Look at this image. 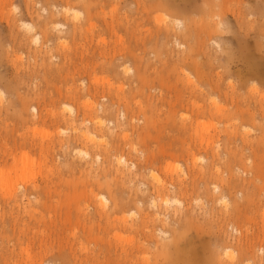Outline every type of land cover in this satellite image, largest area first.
Segmentation results:
<instances>
[{"label": "rangeland", "instance_id": "rangeland-1", "mask_svg": "<svg viewBox=\"0 0 264 264\" xmlns=\"http://www.w3.org/2000/svg\"><path fill=\"white\" fill-rule=\"evenodd\" d=\"M263 108L264 0H0V264H264ZM97 111L105 133L86 140ZM117 149L142 181L114 172ZM153 171L186 182L183 205H149ZM225 219L246 242L227 239Z\"/></svg>", "mask_w": 264, "mask_h": 264}, {"label": "bare ground", "instance_id": "bare-ground-1", "mask_svg": "<svg viewBox=\"0 0 264 264\" xmlns=\"http://www.w3.org/2000/svg\"><path fill=\"white\" fill-rule=\"evenodd\" d=\"M145 6H146V5H145ZM57 11H58V10H57ZM62 11H63V13H67V12H69V9L67 10V8H65V10H62ZM75 12H76V11H75ZM122 18H123V17H122ZM79 19H80V18H79ZM123 19H124V18H123ZM112 20H113V19H112ZM112 20H111V21H112ZM158 20H159V19H158ZM176 21H177V22H176L177 25H179V24L181 23L180 20H176ZM120 22H121V21H120ZM168 22H169V21H168ZM174 22H175V21H174ZM26 23H27V22H26ZM47 23H48V22H47ZM73 23H74V22H73ZM127 23H128V22H127ZM133 23H134V22H133ZM141 23H142V22H141ZM169 23H170V22H169ZM137 24H138V23H137ZM159 24H160V23H159ZM163 24H164V23H163ZM89 25H90V24H89ZM114 25H115V24H114ZM133 25H134V24H133ZM138 25H139V24H138ZM165 25H166V24H165ZM165 25H164V26H165ZM180 25H181V24H180ZM27 26H28L29 29L33 28V25H29L28 23H27ZM46 26H47V24H46ZM58 26L61 27V26H63V25H62V24H58ZM74 26H75V25H73L72 27H74ZM79 26H80V25H79ZM79 26H76V27H79ZM81 26H82V25H81ZM92 26H93V25H92ZM92 26L90 25L89 27H92ZM110 26H111V25H110ZM116 26H117V25H116ZM48 27H49V26H48ZM76 27H74V28H76ZM126 27H127V26H126ZM166 27H167V26H166ZM79 28H82V27H79ZM115 28H116V27H115ZM131 28H137V26H136V27H133V26H132ZM182 28H183V27H182ZM33 29H34V28H33ZM47 29H48V28H47ZM138 29H139V28H138ZM141 29H142V28H141ZM165 29H167V28H164V29H161V30L164 31ZM168 29H169V28H168ZM178 29H179V28H178ZM78 30H79V29H78ZM134 30H135V29H134ZM150 30H151V29H150ZM157 30H158V29H157ZM172 30H173V29H172ZM43 31H44V29H43ZM45 31H47V30H45ZM74 31H77V30L75 29ZM79 31H81V29H80ZM165 31H166V30H165ZM142 32H143V31H142ZM166 32H167V31H166ZM166 32H165L164 34L167 35ZM168 32H169V31H168ZM76 33H77V32H76ZM158 33H159V32H158ZM160 33H161V31H160ZM162 33H163V32H162ZM169 33L171 34V32H169ZM134 34H135V33H134ZM138 34H139V33H138ZM141 34H142V33H141ZM150 35H151V34H150ZM162 35H163V34H162ZM204 35H205V34H204ZM39 36H40V34L35 36V40H36V41L39 40ZM144 36H146V33H145ZM160 36H161V34H160ZM164 36H165V35H164ZM168 36H170V35H168ZM150 38H151V37H150ZM165 38H166V37H165ZM214 44H215V43H214ZM142 45H143V43H142ZM82 46H83V45H82ZM186 47H187V46H186ZM186 47H185V48H186ZM169 48H170V47H169ZM185 48H184V49H185ZM176 49H177V48H176ZM186 49H187V48H186ZM129 51H130V49H129ZM208 51H209V50H208ZM216 53H217V52H216ZM173 55H174V54H173ZM216 55H217V54H216ZM105 57H106V56H105ZM120 59H121V58H120ZM165 61H166V60H165ZM177 62H178V61H177ZM121 66H122V65H121ZM163 66H164V65H163ZM124 67L127 68L126 65L123 66V68H124ZM125 68H124V69H125ZM128 68H129V67H128ZM128 68H127V69H128ZM124 69H123V70H124ZM213 69H214V68H213ZM143 70H144V69H143ZM154 70H157V69L155 68ZM170 70H171V69H170ZM128 71H129V70H128ZM130 71H131V69H130ZM124 72H126V71H124ZM154 72H155V71H154ZM131 73H132V72H131ZM163 73H164V72H163ZM183 73H184V71H183ZM187 73L189 74V72H186V73H184V74H187ZM96 74H97V73H96ZM129 74H130V72H129ZM139 74L142 75L141 73H139ZM154 74H155V73H154ZM188 74H187V77H190V78H191V76H190L191 74H190L189 76H188ZM158 75H159V74H158ZM109 76H110V75H109ZM142 76H143V75H142ZM182 76L184 77V75H182ZM185 76H186V75H185ZM138 77H140V76H138ZM183 77H181V79H182ZM100 78L102 79L101 76H100ZM109 78H110V77H109ZM184 78H186V77H184ZM98 79H99V78H98ZM140 79H142V77H141ZM96 80H97V79H96ZM107 80H108V79H107ZM119 80H121V79H119ZM187 80H188V78H187ZM187 80H186V81H187ZM191 80H192V79H191ZM191 80H190V81H191ZM99 81H100V80H99ZM99 81H98V82H99ZM109 81H110V80H109ZM138 81H139V80H138ZM181 81H182V80H181ZM186 81H185V82H186ZM188 81H189V80H188ZM192 81H193V80H192ZM106 82H107V81H106ZM113 82H114V81H113ZM116 82H117V80H116ZM195 82H196V81H195ZM124 83H125V82H124ZM124 83H123V84H124ZM142 83H144V82H142ZM189 83H190V82H189ZM192 83H193V82H192ZM196 83H197V82H196ZM108 84H109V83H108ZM108 84H107V85H108ZM193 84H194V83H193ZM193 84H192V86H193L192 88L195 89L194 87H195V86L197 87V85L194 84V85H195V86H194ZM85 85H86V84H85ZM107 85H106V86H107ZM109 85H110V84H109ZM109 85H108V86H109ZM111 85L113 86V84H111ZM114 85H115V86H116V85L118 86V83H117V84L114 83ZM121 85H122V84H121ZM142 85H143V84H142ZM146 85H147V83H146ZM146 85H145V86H146ZM149 86H150V85H149ZM188 86H189V88H191L190 85H188ZM110 87H111V86H110ZM123 87H124V86H123ZM134 87H135V86H134ZM146 87H147V86H146ZM115 88H116V87H115ZM115 88H114L115 91H114V90H113V91H114V92L116 93V95H117V94H118L117 91H119V90H117V88H116V89H115ZM198 88H199V87H198ZM90 89H91V88H90ZM111 89H112V87H111ZM120 89H121V88H120ZM185 89H186V88H185ZM82 90H83V89H82ZM108 90H110V88H108ZM116 90H117V91H116ZM123 90H124V89H123ZM123 90H122V91H123ZM197 90H199V89L196 88V91H197ZM98 91H99V90H98ZM122 91H121V92H122ZM193 91H194V90H193ZM193 91H192V93H193ZM200 91H201V90H200ZM77 92H78V91H77ZM90 92H91V90H90ZM119 92H120V91H119ZM70 93H71V92H70ZM87 93H88V92H87ZM109 93H110V92H109ZM109 93H108V94H109ZM112 93H113V92H112ZM123 93H124V92H123ZM205 93H207V92H205ZM72 94L74 95L75 93H72ZM77 94H78V93H77ZM79 94H81V93H79ZM120 94H121V93H120ZM125 94H126V93H125ZM127 94H129V93H127ZM132 94H133V93H132ZM199 94H200V93H199ZM86 95H87V94H86ZM105 95H106V94H105ZM111 95H112V94H111ZM111 95H110V96H111ZM122 95H123V94H122ZM122 95H121V96H122ZM178 95H179V94H178ZM79 96H80V95H79ZM79 96H78L77 99H79ZM106 96H108V95H106ZM117 96H118V95H117ZM123 96H124V95H123ZM123 96H122V97H123ZM125 96H126V95H125ZM125 96H124V97H125ZM129 96H130V95H129ZM185 96H186V95H185ZM67 97H68V96H67ZM124 97L121 98V99H125V98H126V97H125V98H124ZM130 97H131V96H130ZM159 97H160V96H159ZM89 98H90V97H89ZM114 98H115V97H114ZM189 98H190V97H189ZM233 98H234V97H233ZM80 99H81V97H80ZM108 99H109V98H107V100H108ZM117 99L119 100L120 97H118ZM82 100H83V99H82ZM111 100H112V99H111ZM111 100H109L110 104H111ZM128 100H130V98H128ZM138 100H140V99H138ZM214 100H215V99H214V97H213V102H214ZM146 101H147V100H146ZM175 101H176V100H175ZM188 101H189V99H188ZM188 101H187V102H188ZM216 101H217V100H215V102H216ZM79 102H80V101H79ZM83 102L85 103L86 100L83 101ZM83 102H82V103H83ZM109 102H108V103H109ZM123 102H124V100H123ZM129 102H130V101H129ZM129 102H128V103H129ZM168 102H169V101H168ZM191 102H192V101H191ZM213 102H212V103H213ZM86 103H88V102H86ZM101 103H102V102H101ZM101 103H100V104H101ZM104 103H105V102H104ZM115 103L117 104L116 101H115ZM134 103H135V102H134ZM137 103H138V101H137ZM193 103H194V102H193ZM223 103H224V102H223ZM80 104H81V102H80ZM194 104H195V103H194ZM217 104H220V103H217ZM233 104H234V103H233ZM84 105H85V104H84ZM88 105H90V104H88ZM108 105H109V104H105V107L108 106ZM111 105H112V104H111ZM119 105H120V104H119ZM136 105H137V104H136ZM136 105H135V106H136ZM144 105H145V104H144ZM215 105H216V104H215ZM215 105H214V108H215ZM220 105H221V104H220ZM224 105H225V104H224ZM65 106H68L71 110L73 109V107H72L71 105H69V104H65ZM95 106H96V104H95ZM95 106H94V107L91 106V107L94 109V108L97 107V106H96V107H95ZM102 106H103V105H102ZM102 106H99V107H100V108H99L100 112H101L102 110L105 111V112L109 111L110 108H107V107H106V108H105V107L101 108ZM142 106H143V104H142ZM142 106H141V107H142ZM145 106H146V105H145ZM192 106H193V105H192ZM198 106H199V105H198ZM82 107H83V106H82ZM86 107H87V105H86ZM111 107H112V106H111ZM123 107H124V106H123ZM123 107L120 106L119 108L121 109V108H123ZM125 107H126V106H125ZM125 107H124L123 109H125ZM173 107H174V106H173ZM199 107H200V106H199ZM217 107H218V106H217ZM220 107L222 108V107H224V106L221 105ZM113 108H114V107H113ZM151 108H152V107H151ZM197 108H198V107H197ZM200 108H203V107L201 106ZM210 108H211V107H210ZM210 108H208V110H209ZM141 109H142V108H141ZM146 109H147V108H146ZM146 109H145V110H146ZM203 109H205V108H203ZM212 109H213V106H212ZM215 109H216V108H215ZM215 109H214V110H215ZM219 109H220V108H219ZM222 109H223V108H222ZM224 109H225V108H224ZM227 109H228V108H227ZM227 109H226V110H227ZM263 109H264V108H263ZM73 110H74V109H73ZM73 110H72V112H74ZM78 110H79V109H78ZM134 110H135V108H134ZM145 110H143V111H145ZM201 110H202V109H201ZM226 110H225V111H226ZM85 111H86V110H85ZM111 111H113V110H111ZM187 111H188V110H187ZM209 111H210V110H209ZM211 111H212V110H211ZM211 111H210V113H211ZM219 111H220V110H219ZM219 111H218V113H219ZM221 111H224V110H221ZM221 111H220V112H221ZM81 112H82V111H81ZM81 112H80V113H81ZM119 112H120V111H119ZM128 112H129V111H128ZM126 113H127V111H126ZM126 113H125V112H122V113H121V115L124 116V121H126L125 119L128 117V116H127V117L125 116V115H127ZM135 113H136V112H135ZM157 113H158V112H157ZM221 113H223V112H221ZM224 113H225V112H224ZM73 114L75 115V112H74ZM116 114H117V113H116ZM145 114H146V113H145ZM150 114H151V113H150ZM150 114H149V115H150ZM160 114H161V113H160ZM179 114H180V113H179ZM214 114H215V111H214ZM216 114H217V111H216ZM80 115H81V114H80ZM90 115H91V116H88V113H87V115H86V112H85V116H84L85 118H83V120H84L83 122H85L86 124H87V122H88L89 125L92 124V125L94 126V128L97 129V130H99V131L96 130L97 133H93V131H89L88 129H85V130H84V133L82 132L83 134H81V135H83V136L86 138V140H87V139H91V136H94V138H97V139H98L97 141H99V140L102 138V136L99 135L98 133L101 132L102 135H103V132H104L103 130L107 127L106 125H108V124L106 123V125H105V123H104L105 120H103V116H101V115H103L102 113H101V115H100V113H98V111H97V113H96V112H95L94 114H91V113H90ZM93 115H94V116H93ZM105 115H106V113H105ZM128 115H129V114H128ZM149 115H148V116H149ZM210 115H211V114H210ZM223 115H225V114H223ZM118 116H119V115H118ZM139 116H140V115H139ZM148 116H147V118H148ZM151 116H152V114H151ZM155 116H156V115H155ZM164 116H166V115H164ZM212 116H214V118L217 117V115H216V117H215V115H212ZM91 117H92V119H91ZM130 117H131V116H130ZM132 117H133V116H132ZM134 117H135V115H134ZM140 117H141V116H140ZM140 117H139V118H140ZM157 117H159V116H156V118H157ZM170 117H171V116H170ZM190 117H191V116H190ZM221 117H222V116H221ZM225 117H227V115H226ZM263 117H264V115H263ZM79 118H81V116L79 117V114H78V115L76 116V118H74V119H77V120H78ZM107 118H108V116H107ZM109 118H110V117H109ZM119 118H120V116H119ZM119 118H118V119H119ZM128 118H129V117H128ZM137 118H138V116H137ZM142 118H143V117H142ZM147 118H146V119L143 118V119L147 120ZM150 118H151V117H150ZM150 118H149V120H150ZM167 118H168V116H167ZM172 118H173V116L171 117V120H172ZM211 118H212V117H211ZM214 118H213V119H214ZM81 119H82V118H81ZM111 119H112V117H111ZM111 119H110V120H111ZM121 119H122V118H121ZM169 119H170V118H169ZM196 119H197V118H196ZM262 119H263V118H262ZM106 120H108V119H106ZM158 120H159V119H158ZM173 120H174V119H173ZM180 120H181V119H180ZM187 120H188V119H187ZM79 121H80V120H79ZM108 121H109V120H108ZM108 121H107V122H108ZM111 121H112V120H111ZM124 121H123V122H124ZM127 121H128V120H127ZM185 121H186V119H185ZM113 122H114V121H113ZM120 122H121V121H120ZM143 122H146V121H143ZM147 122H148V121H147ZM158 122H159V121H158ZM169 122H170V121H169ZM175 122H176V121H175ZM80 123H81V122H80ZM117 123H118V121H117ZM159 123H160V122H159ZM111 124L115 125V124L112 123V122L110 123V125H111ZM144 124H145V123H144ZM147 124H148V123H147ZM147 124H145V125L147 126ZM161 124H163V123H160V127H161ZM173 124H174V123H173ZM148 125H149V124H148ZM177 125H178V124H177ZM105 126H106V127H105ZM111 126H112V125H111ZM111 126H110V127H111ZM158 126H159V125H158ZM158 126H157V128H158ZM162 126H163V125H162ZM181 126H182V125H181ZM186 126H187V124H186L185 126L183 125V128L185 127V129H186ZM189 126H190V125H189ZM189 126H187V127H189ZM244 126H245V125H244ZM108 127H109V126H108ZM110 127L107 128V129H111ZM116 127H120V125L117 124ZM160 127H159L158 129H160ZM112 128L114 129L115 127L112 126ZM95 129H94V130H95ZM192 129H193V128H192ZM187 130H188V129H187ZM159 131H160V130H159ZM159 131H158V132H159ZM161 131H162V130H161ZM161 131H160V132H161ZM167 131H168V130H167ZM167 131H166V132H167ZM163 132H164V131H163ZM163 132H162V133H163ZM101 133H100V134H101ZM104 133H105V132H104ZM106 133H107V132H106ZM167 133H168V132H167ZM229 133H231V132H229ZM105 135H106V134H105ZM169 135H170V134H169ZM229 135H230V134H229ZM229 135H227V136H229ZM232 135H233V133H232ZM232 135H231V136H232ZM200 136H201V135H200ZM229 137H230V136H229ZM247 137H248V136H247ZM259 137H260V136H259ZM259 137H258V139H259ZM85 138H84V139H85ZM82 139H83V138H82ZM255 139H256V138H255ZM227 140H229V138H228ZM94 141H95V140H94ZM131 141H132V140H131ZM133 141H134V140H133ZM231 141H232V140H231ZM250 141H252V140H250ZM258 141H259V140H258ZM258 141H257V142H258ZM129 142H130V141H129ZM254 142H256V140H255ZM260 142H261V140H260ZM260 142H259V143H260ZM67 143H68V142H67ZM136 143H137V140H136ZM136 143L133 142V146H134V144H136ZM242 143H243V142H242ZM248 143H249V142H248ZM259 143H258V144L256 143V145L258 146ZM118 144H119V143H117V145H118ZM254 144H255V143H254ZM111 145H112V143H111ZM114 145H115V141H114ZM130 145H131V144H130ZM136 145H137V144H136ZM245 145H246V144H245ZM252 145H253V144H252ZM115 146H116V145H115ZM231 146H232V145H231ZM257 146H256V147H257ZM259 146H260V145H259ZM116 147H117V146H116ZM131 147H132V145H131ZM246 147H247V146H246ZM129 148H130V147H129ZM137 148H138V147H137ZM113 149H114V146H113V148H112L111 150H113ZM132 149H133V148H132ZM132 149H131V150H132ZM135 149H136V147L134 146V149H133V150H135ZM140 149H141V148H140ZM244 149H245V148H244ZM244 149H242V150H244ZM248 149H249V148H248ZM258 149H259V148H258ZM258 149H257V150H258ZM78 150H79V149H78ZM108 150H109V148H108ZM114 150H116V148H115ZM114 150H113V151H114ZM141 150H142V149H141ZM141 150H140V151H141ZM246 150H247V149H246ZM79 151H80V150H79ZM136 151H138V149H136ZM187 151H188V150H187ZM233 151H234V150H233ZM99 152H100V151H99ZM109 152H111V151L109 150ZM117 152H119V153H117ZM122 152H123V151H122ZM133 152H134V151H133ZM213 152H214V151H213ZM242 152L245 153V151H242ZM247 152H249V151H247ZM80 153H81V151H80ZM82 153H83L84 155H87L88 157H90V156H89L90 153H89L87 150H82ZM82 153H81V154H82ZM120 153H121V152L118 151V149H117V151H116V153H115V154H116V155H115V161H116V162H115V163H116V167H115V168H116V169L114 170V172H115V171L119 172L120 175H121V179L125 180L124 178H126V180H128L127 183H131V184H133V182H134L133 180H136L137 177H138V178L140 177V176H137V175H139L140 173L138 174L137 170H135V171L133 170L134 167L136 168V165H135V163H134L135 161H132V163H130L131 161L129 162V160H128L127 157H126L127 154H126V155H123L124 152H123V154H120ZM135 153H136V152H135ZM138 153H139V152H138ZM138 153H137V154H138ZM190 153H191V152H190ZM226 153H227V152H226ZM233 153H235V152H233ZM99 154H100V153H99ZM112 154H113V153L111 152V156H112ZM193 154H194V152H193ZM237 154H238V153L236 152L235 155H237ZM250 154H252V153L250 152ZM250 154L248 153V155H250ZM141 155H144V153L141 154ZM141 155H140V156H141ZM214 155H215V154H214ZM248 155H247V157H249ZM256 155H257V151H256ZM26 156H27V155L25 154V157H26ZM95 156H96V154H95ZM95 156H94V157H95ZM233 156H234V155H233ZM241 156H242V154H241ZM243 156H245V154H244ZM94 157H93V158H94ZM109 157H110V156H109ZM128 157H129V156H128ZM195 157H196V156H195ZM230 157H232V156L230 155V156H229V159H230ZM250 157H251V155H250ZM99 158H102L101 155H97L96 158H95L96 160H94V159H93V160H94V161H97V159H99ZM111 158H112V157H111ZM134 158H136V157H134ZM232 158H233V157H232ZM234 158H235V160H236L237 156H234ZM234 158H233V159H234ZM238 158H239V156H238ZM245 158H246V157H245ZM215 159H217V158H215ZM229 159H228V160H229ZM248 159H249V158H248ZM134 160H135V159H134ZM193 160H195V159L193 158ZM228 160H227V161H228ZM235 160H234V161H235ZM238 160H239V159H238ZM246 160H247V159H246ZM251 160H252V159H251ZM25 161H27V160H25ZM25 161H24V162H25ZM29 161H30V160H29ZM100 161H101V159H100ZM195 161H196V160H195ZM214 161H215V160H214ZM218 161H219V160H218ZM227 161H226L225 163H227ZM229 161H230V160H229ZM231 161H232V159H231ZM249 161H250V160H249ZM249 161H248V162H249ZM32 162H33V161H32ZM97 162H98V161H97ZM216 162H217V160H216ZM232 162H233V161H232ZM33 163H34V162H33ZM33 163H32V164H33ZM115 163H114V164H115ZM193 163H194V162H193ZM195 163H196V162H195ZM211 163H212V162H211ZM230 163H231V162H230ZM237 163H238V162H237ZM237 163H236V164H237ZM240 163H241V162H240ZM24 164H25V163H24ZM98 164H99V162H98ZM214 164H216V163H214ZM214 164H213V165H214ZM217 164H218V163H217ZM250 164H251V163H250ZM174 165H175V164H174ZM174 165L172 166V165L169 164L167 170L172 171V170L177 169L176 166H174ZM29 166H30V165H29ZM236 166H237V165H236ZM239 166H240V165H239ZM26 167H27V166H26ZM191 167H192V166H191ZM191 167H190V169H191ZM193 167H194V166H193ZM217 167H218V166H217ZM217 167H216V168H217ZM230 167H231V164H230ZM232 167H233V166H232ZM240 167H242V166H240ZM249 167H250V166H249ZM196 168H197V167H196ZM210 168L213 169L214 167L211 166ZM216 168H215V169H216ZM234 168H235V166H234ZM242 168L244 169V171H247V168H246V167H242ZM250 168H251L250 170H253V169H254L253 167H250ZM24 169H25V168H24ZM183 169H184V168H183ZM28 170H31V168L28 169ZM132 170H133V171H132ZM138 170H139V169H138ZM148 170H149V169H148ZM156 170H157V169H156ZM181 170H182V169H181ZM226 170H227V169H226ZM229 170H230V168H229ZM229 170H228V171H229ZM236 170H237V169H236ZM236 170H235V171H236ZM150 171L152 172L151 169H150ZM184 171H185V170H184ZM212 171H213V170H212ZM239 171H241V170H239ZM253 171H254V170H253ZM258 171H259V170H258ZM0 172H1V171H0ZM25 172H26V171H25ZM139 172H141V170H140ZM148 172H149V171H147V173H148ZM157 172H158V171H153L154 175H152V174L150 173L151 177H153V180H155L156 184H154V185H152V186H150V187H148L147 185H144V184L147 183V182H145V183L143 184V187L145 186V189L147 188V189H146V192H147V194H149V196H150V198H151V199L149 198L151 204H149V203H148V204L151 205V206H153V207H157V206L160 205V204H159V201H160V203L163 202V204L168 205V206H169L170 204H174V203H175V204L178 203V205H183V202L181 201V200H182V198H181V194L187 192V187H184V186H185L184 184H186V182H185V183L183 184V186H182V185H181V181H180L179 184H176V183L173 181V179H172V181L170 180V181H171V182H170V183H171V187H168V184H167L166 181H165V180H168V179L165 178L164 180H162V179L160 178V176L158 175L159 172H158V173H157ZM160 172H161V171H160ZM216 172H217V171H216ZM232 172H233V170H232ZM237 172H238V171H237ZM30 173H31V172H30ZM33 173H34V172H33ZM141 173H143L142 175H143V177H144V174H145V173H144L143 171H142ZM211 173H212V172H211ZM214 173H215V171H214ZM228 173H229V172H228ZM240 173H241V172H240ZM242 173H243V172H242ZM246 173H247V172H246ZM24 174H25V173H24ZM191 174H192V173H191ZM195 174H196V173H195ZM25 175H26V174H25ZM145 175H146V174H145ZM148 175H149V174H148ZM150 175H149V177H150ZM169 175H170V173H169ZM171 175H172V173H171ZM22 176H23V175H22ZM161 176H162V175H161ZM194 176H196V175H194ZM104 177H105V176H104ZM151 177H150L149 180H148V177H146L147 180H148V182L152 179ZM164 177H165V174H164ZM166 177H167V176H166ZM178 177H179V176L177 175V176H176V181H178V180H177ZM23 178H26V177L23 176ZM144 178H145V177H144ZM162 178H163V177H162ZM172 178H173V176H172ZM256 178H257V177H256ZM259 178H260V177H259ZM159 179H160V180H159ZM170 179H171V177H170ZM179 179H180V177H179ZM250 179H251V178H250ZM24 180H25V179H24ZM126 180H125V181H126ZM139 180L142 181V178H141V179L139 178ZM153 180H151V181H153ZM183 181H184V180H183ZM138 182H139V181H138ZM143 182H144V181H143ZM143 182H142V183H143ZM153 182H154V181H153ZM153 182H152V183H153ZM108 183H109V182H107L106 184H108ZM134 183H135V182H134ZM152 183H151V184H152ZM187 183H188V182H187ZM136 184H137V182H136ZM149 184H150V183H149ZM140 185H141V182H140ZM137 186H139V185H137ZM10 187H11V186H10ZM108 187H109V185H108ZM129 187H130V186H129ZM135 187H136V185H135ZM139 187L142 188V186H139ZM213 187H214V191L219 189V185H218V184H214ZM108 189H109V188H108ZM139 189H140V188H137V190H139ZM5 191H6V190H5ZM7 191H8V190H7ZM13 191H14L13 189L10 191V194H11V195L14 193ZM26 191H27V190H26ZM26 191H25V192H26ZM109 192H110V191H109ZM171 192H172V194H171ZM21 193H24V192H21ZM25 194H26V193H24V195L22 194V196H25ZM103 194H104V193L101 194V197H102L101 199H102V200L104 199L105 202H106V204H107V201L110 199V197H109V199H108L107 196H105V195H103ZM111 194H112V193H110L109 195L111 196ZM28 195H29V193H28ZM28 195H27V196H28ZM222 195H223V194H222ZM18 196H19V195H18ZM112 197H113V198H116L115 195L112 196ZM112 197H111V198H112ZM23 198H24V197H23ZM16 199H17V198H16ZM116 199H117V198H116ZM122 199H123V198H122ZM122 199H121V200H122ZM179 199H180V200H179ZM195 199L197 200L198 198H195ZM218 199H219V198H218ZM221 199L224 200V201H226V196H222ZM221 199H220V200H221ZM19 200H20V198H19ZM111 200H112V199H111ZM123 200H124V199H123ZM220 200H219V201H220ZM15 201H16V200H15ZM100 201H101V200H100ZM109 201H110V200H109ZM113 201H114V200H112V203H113ZM124 201H125V200H124ZM135 201L139 203L138 198H137V200H135ZM140 201H141V200H140ZM213 201H214V200H213ZM128 202H129V200H128ZM142 202H143V201H142ZM147 202H149V201H147ZM119 203H121L120 200H119V201L115 200L114 205H113L114 207L112 206L113 209H114V208H117V209H118L119 206H120ZM18 204H20V203H18ZM83 204H84V203H83ZM108 204H110V203H108ZM121 204H124V202L122 201ZM134 204H135V203H134ZM30 205H32V204H30ZM104 205H105V203H104ZM124 205H125V204H124ZM194 205H196V204H194ZM19 206H20V205H19ZM24 206H25V205H24ZM106 206H107V205H105V207H106ZM122 206H123V205H122ZM136 206H138V204H135V207H136ZM29 207H30V206H29ZM33 207H34V206H32V208H33ZM103 207H104V206H103ZM108 207H109V206H108ZM138 207H139V206H138ZM182 207H183V206H181L180 208H182ZM32 208H31V209H32ZM96 208H97V207H96ZM96 208H95V209H96ZM100 208H101V207H100ZM110 208H111V207H110ZM136 208H137V207H136ZM105 209H106V208H105ZM111 209H112V208H111ZM156 209H157V208H156ZM158 209H160V208H158ZM158 209H157V210H158ZM205 209H206V208H205ZM33 210H34V209H33ZM33 210H31V211L33 212ZM35 210L37 211L36 207H35ZM35 210H34V211H35ZM96 210H97V209H96ZM107 210H108V209H107ZM163 210H164V209H163ZM203 210H204V209H203ZM207 210H208V209H207ZM19 211H20V209H19ZM31 211H30V212H31ZM155 211H156V210H155ZM208 211H210V210H208ZM30 212H28V213H30ZM32 212H31V213H32ZM94 212H95V211H94ZM109 212H110V209H109V211H105V210H100V211H99V210H98V212H96V213H97L98 215H100V217L104 215V216H106V217L108 218V217H110L111 215H114V214H110V213H113V210H112V212H110V213H109ZM114 212H115V211H114ZM133 212H134V211H131L130 214H132ZM164 212H165V211L162 212V211L160 210V211H157V212H155V213H156L157 215H159V216H165V215L167 214V212H166V213H164ZM203 212H204V211H203ZM18 213H19V212H18ZM31 213H30V214H31ZM33 213H34V212H33ZM226 213H227V212H226ZM94 214H95V213H94ZM109 214H110V215H109ZM17 216H19V215L17 214ZM84 216H85V215H84ZM104 216H103V217H104ZM94 217H97L96 214L94 215ZM100 217H98V218L101 219L102 217H101V218H100ZM153 217H155V216L153 215ZM157 217H158V216H157ZM227 217L230 218L229 215H228ZM89 218H90V217H89ZM91 218H93V217H91ZM166 218H167V219H164V218L161 217L160 220H161L162 222L167 221V220L169 219V218H168V215H166ZM16 219H17V218H16ZM99 219H97V220H99ZM105 219H106V218H105ZM114 219H115V220H118L119 222H122V221H125V220H126V217H121V216H120V217H114ZM157 219H158V218H157ZM162 219H163V220H162ZM14 220H15V218H14ZM88 220H89V219H88ZM95 220H96V219H95ZM106 220H107V219H106ZM155 220H156V219H155ZM92 221H93V220H91V223H93ZM110 221H111V220H109V222H110ZM112 221H113V220H112ZM224 221H225V223H224L225 226H224V225H223V226H224V228H225V232H226V235H227V239H228L229 241H231L232 239H234L237 243H238L239 241H241V242H246V241H247V240H245V232L243 233V231L241 230V229H242V226H241V225H239L238 223H236L235 221H233V220H231V219H225ZM95 222H96V221H94V223H95ZM103 222H104V218H103L102 223H103ZM107 222H108V221H107ZM107 222H106V223H107ZM109 222H108V224H109ZM106 223H105V224H106ZM168 223H169V222H168ZM97 224H98V223H97ZM100 224H101V221H100ZM100 224H98V225H100ZM175 224H176V223H175ZM93 225L95 226V224H92V226H93ZM106 225H107V224H106ZM111 225H112V224H111ZM115 225H116V224H115ZM94 226H93V227H94ZM93 227H91L90 230H93ZM103 227H104V226H102V228H103ZM106 227H107V226H106ZM110 227H111V226H109V228H110ZM113 227H114V226H113ZM244 227H245V226H244ZM97 228H100V230H101V225L98 226ZM146 228H148V225H146ZM149 228H150V227H149ZM90 230H89V231H90ZM98 230H99V229H98ZM104 230H105V227H104ZM157 231H158V232L160 231L161 233H164V231H163L162 229H159V230H157ZM157 231H156V232H157ZM236 232H237L238 234H237ZM164 234H166V233H164ZM119 237H123V236H122L121 234H119V236H117V238H119ZM167 237H168V236H167ZM150 238H151V236H150ZM230 239H231V240H230ZM147 240H148V238H147ZM233 243H234V242H233ZM140 246H141V245H140ZM27 247H28V246H27ZM27 247H26V248H27ZM132 247H133V246H132ZM26 248H25V249L22 248V250H27ZM260 248H261V246H260ZM262 248H263V247H262ZM124 250H125V249H124ZM231 250H232V248H231L230 246H228V247L225 249V252H226V255H228V256H230V257L232 258L233 256H232V251H231ZM27 251H29V250H27ZM27 251H26V252H27ZM223 252H224V251H223ZM225 252H224V253H225ZM27 255H29V254H27ZM29 256H30V255H29ZM261 257L264 258V254H263ZM230 261H231V260H230ZM246 263H247V259H246Z\"/></svg>", "mask_w": 264, "mask_h": 264}]
</instances>
